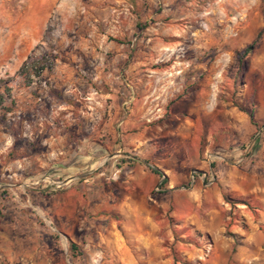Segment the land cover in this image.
I'll use <instances>...</instances> for the list:
<instances>
[{"label":"rangeland","instance_id":"1","mask_svg":"<svg viewBox=\"0 0 264 264\" xmlns=\"http://www.w3.org/2000/svg\"><path fill=\"white\" fill-rule=\"evenodd\" d=\"M124 8L138 24L122 32ZM43 54L50 70L31 83L16 76ZM0 80L14 107L5 120L0 109V264H264V0H0ZM122 81L155 112L197 100L198 124L167 122L140 154L127 153L140 164L98 159L88 174L80 155L69 162L76 174H51L48 158L23 174L24 137L63 118V101L51 116L36 103L46 86L84 120L83 99L67 89ZM152 168L169 179L165 193Z\"/></svg>","mask_w":264,"mask_h":264},{"label":"crops","instance_id":"2","mask_svg":"<svg viewBox=\"0 0 264 264\" xmlns=\"http://www.w3.org/2000/svg\"><path fill=\"white\" fill-rule=\"evenodd\" d=\"M119 12H121V17H118V22L121 28H124L121 29L122 32L125 29H129L130 25L133 26L132 28H136L138 24V19L136 21L134 19L136 13H130L128 8L121 9ZM126 73L130 75L129 71ZM131 74L134 75L133 72ZM121 76L123 77L124 74ZM40 93L41 96L37 94L40 98L36 100V103L43 102L44 105H48L50 116L55 113L54 107L63 101V118L53 119L52 116V120L47 121L45 127L40 128L34 125L33 139L24 137L23 168L21 169H23V174L28 176L39 173L44 166L48 167L50 164L44 163L43 161L47 158L53 160V163L58 167V170L55 171L54 166H49L50 170L53 169L51 170V174L58 173L60 168L64 173L76 174L81 169V166L71 165L69 162L72 158L75 157L77 159L80 155H82L80 157L89 161L90 170L87 173L92 174L94 172L91 169L94 167L92 166V162L94 163L98 159L101 162H98L97 167L101 166L106 159L112 158V160H116L119 157H131V155L127 154L131 153V151L140 154L150 144L156 130L161 131L162 127L170 125L167 122H181L185 126V123L188 121H191V125H196L199 121L198 118L195 120L190 119L194 111L198 112L200 110L197 100H193V103L190 104L187 111L178 113L171 112L172 106L184 100L187 97L185 96L178 100L176 99V102L171 104L169 108L170 112H165L164 114L166 107L160 108L159 112H155L152 108L141 105L140 100H136L134 87H130L127 81H122L110 89L105 87L92 88L89 91H82L78 87L67 89L65 93L75 98L74 100L79 101V98L83 99L84 103L82 104H85V108L87 107V110L82 111V114L85 116V121L78 118V106L76 102L71 103L69 98L63 96L61 90H58L54 86H46ZM177 94V92L170 91L167 98L171 100L173 99L172 97H177ZM131 95V103L128 104L127 100H129ZM136 96L139 97V94ZM154 98H157V96H154ZM109 104L111 105L108 106ZM75 106L77 109H74ZM29 111L28 109L24 111L25 118L23 122L27 124H29L30 119L28 115H31ZM169 131L174 135L186 136V134L180 133L176 128H170ZM23 135H25V130H23ZM76 141L83 143L81 147L83 152L78 151L74 155L71 153L69 146H73ZM140 162H142L141 158L133 163L140 164ZM123 169L124 167H121L119 171ZM117 171L118 169L115 172L117 173L114 178L115 180L118 179L119 171ZM153 175L155 176V174ZM25 180H29V178ZM153 181H155V178H153ZM160 181H162L161 178ZM4 189L7 188L4 187Z\"/></svg>","mask_w":264,"mask_h":264},{"label":"trees","instance_id":"3","mask_svg":"<svg viewBox=\"0 0 264 264\" xmlns=\"http://www.w3.org/2000/svg\"><path fill=\"white\" fill-rule=\"evenodd\" d=\"M262 34H263V30L258 34L255 44L259 43ZM252 49H253V45L249 46L245 50L244 54L248 55L249 53H251ZM53 63H54V58L50 54H43L40 57L30 56L22 64L16 76H19L22 78L24 77L25 79L28 80V83H31L33 82L32 77L40 78L46 70H50L53 67ZM10 98H11V88L7 86V81L0 80V109H2L5 112L4 115L2 116L3 117L2 120L6 119L8 113H11L14 111V107L12 105L11 106L8 105V100ZM250 117H251V120L254 122L253 113H250ZM262 128L264 129V125L262 126ZM134 159H136L137 161L139 160V158H136V157H133V158L128 157L129 162H133ZM151 171L162 179L160 188L165 189V190L159 193H165L166 187L169 184V179L165 177L163 172L159 169L152 168ZM70 249L74 253L78 251V246L72 243L70 246Z\"/></svg>","mask_w":264,"mask_h":264},{"label":"built area","instance_id":"4","mask_svg":"<svg viewBox=\"0 0 264 264\" xmlns=\"http://www.w3.org/2000/svg\"><path fill=\"white\" fill-rule=\"evenodd\" d=\"M213 180H215V177H214V175H213Z\"/></svg>","mask_w":264,"mask_h":264}]
</instances>
